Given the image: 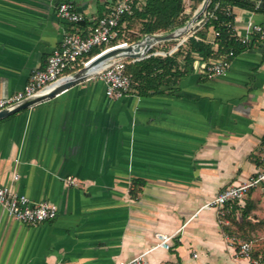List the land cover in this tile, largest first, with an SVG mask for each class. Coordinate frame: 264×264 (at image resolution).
<instances>
[{
	"label": "crops",
	"instance_id": "crops-1",
	"mask_svg": "<svg viewBox=\"0 0 264 264\" xmlns=\"http://www.w3.org/2000/svg\"><path fill=\"white\" fill-rule=\"evenodd\" d=\"M62 1L83 22L60 21ZM117 1L0 0V98L20 91L64 34L85 33ZM232 13L249 47L220 77L207 78L194 61L177 87L117 100L101 81L85 79L0 119V183L58 209L36 226L0 210V264H116L143 253L147 264H249L236 253L242 239L225 238L227 225L203 208L254 175L264 151V37L250 31L264 13ZM135 180L143 186L133 199ZM256 192L253 222L264 221V191ZM261 229L250 235L252 255L264 264ZM156 233L173 237L168 251L156 247Z\"/></svg>",
	"mask_w": 264,
	"mask_h": 264
},
{
	"label": "built area",
	"instance_id": "built-area-1",
	"mask_svg": "<svg viewBox=\"0 0 264 264\" xmlns=\"http://www.w3.org/2000/svg\"><path fill=\"white\" fill-rule=\"evenodd\" d=\"M142 7L143 0H118L105 16L94 20L91 28L85 33L72 32L64 34L59 47L47 58L44 67L34 71L27 84L20 91L7 98H0V112L13 110L28 98L50 92L62 80L87 66L96 56L87 61H84L83 58L93 49L106 47L99 53L101 54L114 48L130 46L127 43L118 42L119 23L123 16L140 11ZM56 16L60 21L69 25H79L83 22V17L78 13L74 4L69 1H62L57 5ZM250 31L263 38L264 24L250 25ZM112 43L114 44L111 46ZM174 49L170 51V54ZM160 55L164 54L161 53ZM124 59L107 61L99 71L92 73L88 78L101 81L104 85V94L110 99H120L130 92V78L125 74L126 62ZM132 60L137 61L139 59ZM79 65H82V67L76 69ZM229 66L230 62L224 59L212 60L207 66L203 64L202 73L207 78L220 77ZM16 179L17 176L14 175L13 180ZM64 181L69 186L77 187L79 185L78 181L71 177H67ZM259 189L264 191V151L259 156L258 168L254 175L244 183L223 187L203 208L215 209L219 223L228 225L226 219L228 207L232 204L243 206L248 195ZM0 210L15 221L29 226L51 222L56 219L58 214L56 205L48 202H33L25 195L15 193L10 187H6L1 183ZM224 237L236 241V238L225 235ZM155 238L157 248L165 251L169 250L173 238L171 235L156 233ZM252 247V240L239 241L236 253L239 257L248 260L249 264H260L261 258H252ZM144 257L145 253L129 261H121L116 264H147Z\"/></svg>",
	"mask_w": 264,
	"mask_h": 264
},
{
	"label": "trees",
	"instance_id": "trees-1",
	"mask_svg": "<svg viewBox=\"0 0 264 264\" xmlns=\"http://www.w3.org/2000/svg\"><path fill=\"white\" fill-rule=\"evenodd\" d=\"M202 2L203 0H194L193 5L188 8L185 0H143L140 11L121 18L118 42L132 45L146 36L170 34L184 27ZM234 8L264 13V3L261 7H256V3L251 0H211L199 20L200 25L193 27L183 40L158 43L137 61L124 59L125 74L130 78L129 94L140 97L163 94V88L173 89L178 86L179 81L191 70L194 61L205 66L218 59L231 63L236 56L246 51L248 43L240 40L234 31ZM134 25L138 26L136 33L133 31ZM129 34L136 35L132 39ZM104 49L106 47L93 49L83 60L97 56ZM161 53L164 55H160ZM81 67L79 65L76 69ZM142 186L141 181H133L129 190L130 197L135 199ZM249 195L243 206H229L226 214L228 225L223 227L230 237L241 238L243 241L249 240L250 233L255 232L256 225L260 223L252 221L255 203ZM236 213L239 221L236 220ZM252 258L255 256L252 255Z\"/></svg>",
	"mask_w": 264,
	"mask_h": 264
},
{
	"label": "water",
	"instance_id": "water-1",
	"mask_svg": "<svg viewBox=\"0 0 264 264\" xmlns=\"http://www.w3.org/2000/svg\"><path fill=\"white\" fill-rule=\"evenodd\" d=\"M211 0H203L200 8L193 17L187 22V24L179 29H176L170 34L167 35H153V36H146L141 41L134 43L128 47H118L106 51L97 55L91 62L78 70L76 73L72 74L70 77L65 78L62 80L58 85H56L50 92L34 96L22 101L18 106H16L13 110H3L0 112V119L5 118L9 115H12L20 110L26 109L32 105L39 104L44 102L48 99L55 97L56 95L60 94L64 90L69 89L70 87L74 86L75 84L88 79L91 75L90 71L97 67L99 64H104L109 60L112 59H140L143 57L145 53H147L152 46L166 41L177 40L179 37H182L184 34L189 32V30L201 19L204 15L205 11L207 10Z\"/></svg>",
	"mask_w": 264,
	"mask_h": 264
},
{
	"label": "rangeland",
	"instance_id": "rangeland-1",
	"mask_svg": "<svg viewBox=\"0 0 264 264\" xmlns=\"http://www.w3.org/2000/svg\"><path fill=\"white\" fill-rule=\"evenodd\" d=\"M191 1H192V5H193L194 0H191ZM187 2H188V3H187ZM185 5H187V7L189 8V6H188V5H189V1H188V0H185ZM199 8H200V7L198 6V8L196 9V11H198ZM200 23H201V21L197 22L193 27H195L196 25H200ZM193 27H192V28H193ZM137 28H138V26H137V25H134V27H133V31H134L135 33H136V31H137ZM192 28H191V29H192ZM191 29H190V30H191ZM190 30H189V31H190ZM187 33H188V32H187ZM187 33L184 34L182 37H179L176 41H181V40H183V38L187 37V36H186ZM129 35L131 36L130 38L133 39V38L135 37L136 34H129ZM260 192H261V190L259 189V190H257L256 193H257L258 195H260ZM262 195H263V194H262ZM262 195H261V196H262ZM261 196H260V197H261ZM256 201H257L256 199H253V202L255 203V205H254V206H255V207H254V210H259L260 207L258 206V204L260 203V200H258L257 203H256ZM252 217H253V216H252ZM256 217H258V216L256 215ZM257 219H258V218H257ZM258 221H259L260 223L256 225L257 230H258V229H261L262 226L264 225V221H263V220H259V219H258ZM261 230H263V229H261ZM249 240H252V241H253L252 236H250ZM240 241H243V240H240Z\"/></svg>",
	"mask_w": 264,
	"mask_h": 264
},
{
	"label": "bare ground",
	"instance_id": "bare-ground-1",
	"mask_svg": "<svg viewBox=\"0 0 264 264\" xmlns=\"http://www.w3.org/2000/svg\"><path fill=\"white\" fill-rule=\"evenodd\" d=\"M102 66H103V64H99L97 67L93 68V69L90 71V73L92 74V73H94V72L99 71V70L102 68Z\"/></svg>",
	"mask_w": 264,
	"mask_h": 264
}]
</instances>
